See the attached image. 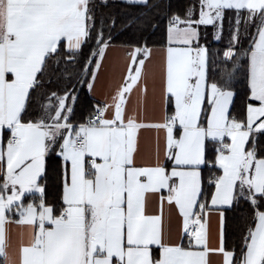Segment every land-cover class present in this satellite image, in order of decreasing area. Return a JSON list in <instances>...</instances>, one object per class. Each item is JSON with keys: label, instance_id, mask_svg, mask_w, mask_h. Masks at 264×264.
<instances>
[{"label": "snow or ice", "instance_id": "1", "mask_svg": "<svg viewBox=\"0 0 264 264\" xmlns=\"http://www.w3.org/2000/svg\"><path fill=\"white\" fill-rule=\"evenodd\" d=\"M0 264H264V0H0Z\"/></svg>", "mask_w": 264, "mask_h": 264}, {"label": "crops", "instance_id": "2", "mask_svg": "<svg viewBox=\"0 0 264 264\" xmlns=\"http://www.w3.org/2000/svg\"><path fill=\"white\" fill-rule=\"evenodd\" d=\"M123 56V53H121L119 50H113L110 53V66L111 64H114L116 62H119ZM213 224H215V221H213Z\"/></svg>", "mask_w": 264, "mask_h": 264}, {"label": "trees", "instance_id": "3", "mask_svg": "<svg viewBox=\"0 0 264 264\" xmlns=\"http://www.w3.org/2000/svg\"><path fill=\"white\" fill-rule=\"evenodd\" d=\"M128 11H135V10L134 9H129ZM130 35H131V33H128L127 35L121 37V39L122 40L123 39H128ZM225 43H226V40H225ZM214 47H223V45H221V44H214ZM228 215H229V217H231L232 216V213H228Z\"/></svg>", "mask_w": 264, "mask_h": 264}]
</instances>
